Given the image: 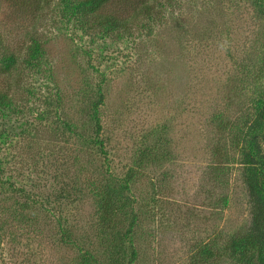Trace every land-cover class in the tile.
<instances>
[{"label":"rangeland","instance_id":"374dc122","mask_svg":"<svg viewBox=\"0 0 264 264\" xmlns=\"http://www.w3.org/2000/svg\"><path fill=\"white\" fill-rule=\"evenodd\" d=\"M76 13L59 0L1 5L17 62L0 60V89L23 100L0 109V264H82L66 235L104 261L106 176L136 215L122 264H241L226 254L250 224L245 132L264 154V125L247 130L264 107V0H160L123 32ZM65 184L80 193H59Z\"/></svg>","mask_w":264,"mask_h":264},{"label":"trees","instance_id":"16d2710c","mask_svg":"<svg viewBox=\"0 0 264 264\" xmlns=\"http://www.w3.org/2000/svg\"><path fill=\"white\" fill-rule=\"evenodd\" d=\"M7 1L10 6H18L19 8L32 9L39 11L42 8L50 5L55 0H0L1 5ZM160 0H59L62 5L69 8L70 14L75 15L76 12L81 14V17L97 15L94 23L103 25L108 29H116L125 31L129 29L127 18L132 17L134 20H139L144 16L158 15V5ZM257 3L261 0H255ZM117 7L128 12L126 18H120L115 15L116 10H111L112 7ZM109 8V9H108ZM108 9V10H107ZM76 11V12H75ZM83 19L86 20L84 17ZM39 45L35 39L27 46V52L37 53ZM35 55V54H33ZM33 58V56H32ZM0 60L4 64V69H8L10 65L17 62L15 54L3 42L0 34ZM23 61L28 62V58ZM23 97V96H22ZM21 96L15 95L7 90L0 89V109H8L16 105L18 101H22ZM102 104V96L96 104L97 109ZM98 118V117H97ZM264 125V107L262 106L257 113V117L249 124L247 130L257 129ZM246 130V131H247ZM264 138V131L261 132ZM99 145L102 143L99 138L95 140ZM242 163L246 165L244 173V181L247 189L248 201L250 203V224L248 230L241 236L233 238L228 247L227 256L237 255L241 264H264V154L261 152L260 143L257 132L246 134L241 140ZM148 149H144L141 153V160L150 158ZM66 159V148H60L53 155V160L56 163ZM57 161V162H56ZM151 161V160H150ZM133 173L127 176V181L132 182ZM103 182L96 185L95 195L97 197L100 215L99 225L105 232V237L101 240V245H104L102 252L105 254L104 261L99 260L91 249V246L85 242H81L71 235H66L64 241L74 244L79 248V255L82 264H122L123 256L126 252V247H131L133 244V235L135 231L136 215L132 200L127 197H121L119 190L110 185V177H104ZM75 186L65 184L59 193L70 196L72 192L79 190L74 189ZM119 198V200H118ZM133 199V196H132ZM134 200V199H133ZM30 204L27 196L22 200V204ZM124 215L131 217L127 228L121 227L123 224ZM46 217V216H45ZM81 241V240H80ZM84 243V244H83ZM126 243L127 246L125 245ZM80 246V247H79ZM132 256L130 262H134L137 257V252L134 247L131 249ZM206 258L211 255L210 249H204Z\"/></svg>","mask_w":264,"mask_h":264}]
</instances>
